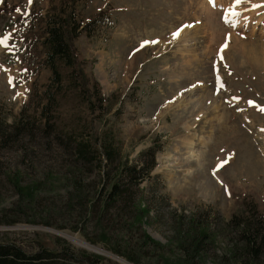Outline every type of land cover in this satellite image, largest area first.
Here are the masks:
<instances>
[{
	"label": "rangeland",
	"instance_id": "374dc122",
	"mask_svg": "<svg viewBox=\"0 0 264 264\" xmlns=\"http://www.w3.org/2000/svg\"><path fill=\"white\" fill-rule=\"evenodd\" d=\"M254 4L264 0H0V39L10 37L0 46V117L33 130L0 153V241L33 253L59 238L103 264H131L106 242L121 243L130 218L111 210L97 223L90 207L67 202L79 183L84 196L101 191L109 147L115 164L153 147L156 167L133 201L148 209L142 232L165 248L159 264L185 259L193 219L211 235L197 263L234 264L231 219L264 218V7ZM230 10L241 14L235 28ZM52 17L69 26L78 76L58 63L63 89L47 114ZM81 142L95 158L84 167L71 150Z\"/></svg>",
	"mask_w": 264,
	"mask_h": 264
},
{
	"label": "trees",
	"instance_id": "16d2710c",
	"mask_svg": "<svg viewBox=\"0 0 264 264\" xmlns=\"http://www.w3.org/2000/svg\"><path fill=\"white\" fill-rule=\"evenodd\" d=\"M67 20H70L69 16L65 21ZM68 32L69 26L65 25L60 17L46 19L43 45L46 50L45 64L51 72V79L47 91L44 93L47 94L48 103L42 109V112L45 111L47 114H50L54 104L52 92L63 89V77L59 72L58 63H62L71 70V74L78 76L73 52L66 38ZM83 81L86 85L87 81ZM48 123L49 120L46 124ZM32 131L31 125L25 119L8 124L0 117V153L3 150L12 149L13 146H23L20 142H22L25 134H31ZM47 138H50V136ZM56 140L60 141L58 137ZM92 147L93 144L91 143L81 142L71 148L72 155L76 159L75 162L80 167L91 165L95 162ZM155 152L156 150L152 147L138 155L137 163L120 160L115 164L113 163L115 160V149L109 147L105 152L108 166L104 170L106 178L101 185V191L92 198L84 196L79 190L82 188L79 183L78 187L74 188L75 192L69 194L67 202L68 205L75 204L81 210L85 207H90V211H86V215L91 214V217L96 219L97 223V216L105 218L111 210L117 211L115 215L120 219L130 218L128 225L119 229L121 230L122 239L117 234L113 235L119 238L121 243L110 242L109 240L106 242L115 246L110 248L111 252L123 257L131 264H143L144 260H152L156 262L155 264H159L162 258H167L164 253L165 248L142 232L141 223L143 218L147 216L148 209L138 208V205L133 201V198L138 197L136 193L139 190V186L149 178L156 167ZM110 170H113L112 178L108 177ZM15 187L18 189L17 191L21 198H24L22 196V193H25L24 189L19 185ZM46 220L45 218V222H47ZM263 221L264 218L261 216L255 221L241 220L240 218L231 219L238 238L235 240L237 244L233 245L229 251L231 259L229 261L234 262V264H260L259 258L264 251ZM194 222L195 219L188 221L189 225H191L189 233L192 238L181 241V252L185 259H181L177 264H198L197 260L207 248L206 244L211 235L205 230L206 226L197 230ZM133 229L136 231L134 234H139V240L131 238ZM105 233L108 232L103 231V234ZM108 238L110 239V237ZM55 242L58 246L57 249L51 250L40 246L35 252L27 253L15 243L0 241V264H103V261L97 255L85 251H77L70 244L59 238H56ZM149 246H151L152 252L148 251ZM227 258L223 257L221 260L225 259L223 262L226 263Z\"/></svg>",
	"mask_w": 264,
	"mask_h": 264
},
{
	"label": "snow or ice",
	"instance_id": "6c2138e0",
	"mask_svg": "<svg viewBox=\"0 0 264 264\" xmlns=\"http://www.w3.org/2000/svg\"><path fill=\"white\" fill-rule=\"evenodd\" d=\"M243 2H244V0H235V5L239 6ZM29 3H31V0H29ZM260 7H264V5H259V4L252 5L253 9L260 8ZM17 11H19V9H17ZM240 15L241 14L239 12L234 11V10H230L229 11V16L232 17V19H229L228 17H225V23L229 24L233 28L237 27V19L240 17ZM184 27H189V25H185ZM181 31H182V29H181ZM179 35H180V31H177L176 33L173 34V39L178 38ZM9 38L10 37L5 36L3 39H0V46L7 47ZM145 43H148V42H145ZM152 43H158V42L154 41ZM225 47H227V45H225ZM260 111L264 112V108H261Z\"/></svg>",
	"mask_w": 264,
	"mask_h": 264
},
{
	"label": "bare ground",
	"instance_id": "6f19581e",
	"mask_svg": "<svg viewBox=\"0 0 264 264\" xmlns=\"http://www.w3.org/2000/svg\"><path fill=\"white\" fill-rule=\"evenodd\" d=\"M262 15H263V14H262ZM227 16H228V14H226V17H227ZM260 17H261V16H260ZM259 22H260V23H264V16L261 17V19L259 20ZM201 28H202V27H201ZM186 32H187V31H186ZM191 33H193V32H191ZM196 35H197V34H196ZM182 36H183V35H182ZM192 36H193V35H192ZM219 95H220V94H219ZM215 107H216V106H215ZM215 107H214V108H215ZM216 109H217V107H216Z\"/></svg>",
	"mask_w": 264,
	"mask_h": 264
}]
</instances>
